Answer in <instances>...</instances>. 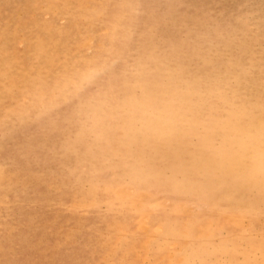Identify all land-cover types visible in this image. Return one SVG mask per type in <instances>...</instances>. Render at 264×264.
Wrapping results in <instances>:
<instances>
[{
    "label": "rangeland",
    "instance_id": "obj_1",
    "mask_svg": "<svg viewBox=\"0 0 264 264\" xmlns=\"http://www.w3.org/2000/svg\"><path fill=\"white\" fill-rule=\"evenodd\" d=\"M0 264H264V0H0Z\"/></svg>",
    "mask_w": 264,
    "mask_h": 264
},
{
    "label": "bare ground",
    "instance_id": "obj_2",
    "mask_svg": "<svg viewBox=\"0 0 264 264\" xmlns=\"http://www.w3.org/2000/svg\"><path fill=\"white\" fill-rule=\"evenodd\" d=\"M146 231V230H145Z\"/></svg>",
    "mask_w": 264,
    "mask_h": 264
}]
</instances>
